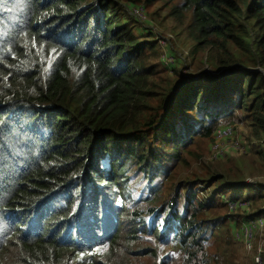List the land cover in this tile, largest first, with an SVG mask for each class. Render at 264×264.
I'll return each instance as SVG.
<instances>
[{
  "label": "trees",
  "instance_id": "obj_1",
  "mask_svg": "<svg viewBox=\"0 0 264 264\" xmlns=\"http://www.w3.org/2000/svg\"><path fill=\"white\" fill-rule=\"evenodd\" d=\"M123 1L187 20L181 32L219 73L161 75L151 32L135 34L119 0H0V264L237 257L226 202L195 189L249 186L212 173L158 203L168 164L221 125L264 136V0ZM252 153L264 162L263 144ZM136 174L147 190L134 198Z\"/></svg>",
  "mask_w": 264,
  "mask_h": 264
},
{
  "label": "rangeland",
  "instance_id": "obj_2",
  "mask_svg": "<svg viewBox=\"0 0 264 264\" xmlns=\"http://www.w3.org/2000/svg\"><path fill=\"white\" fill-rule=\"evenodd\" d=\"M119 3L123 9H126V12L129 10L130 6H134L127 4L123 0H119ZM143 5L146 20L144 21L143 19L138 22L136 19L131 21L132 29L135 34L151 32L145 39H150L148 36L151 35L153 37L152 39L156 42L159 59L155 62L159 65L158 71L161 72V75H168L170 79H173V69L178 71L177 73L180 78L187 77L186 79L195 78L202 72L209 75L219 73L218 71H213L208 65L205 54L202 55V53L193 51L195 42L187 38L185 34L181 32L187 20L178 24L172 18H168L166 16L167 8H164L163 3L160 1L155 5ZM127 18L128 17H126V20ZM163 56L172 58L173 63H166L165 60L163 61ZM255 70L262 73L264 76V69L255 68ZM224 72L229 74L227 71ZM228 126H238L236 132L238 138L236 141L240 146L245 147V151L236 152L231 150V153L226 154L224 157H219L212 147L215 143L218 146L229 144L230 142L224 143L228 140L220 142L218 140H212L211 137L199 140L188 151L182 153L179 160H173L168 164L169 166L167 169H169V171L163 179L160 189L161 199L158 204H163L169 200L171 196L175 197L178 193H181L183 196L186 195V190L182 186L186 181L193 180L194 178L207 180V178H209L208 175L212 173H214V175H222V182H230L233 185L246 184L251 189L246 191L228 190L224 194L218 191L219 184L209 186L207 183L199 182L195 189L196 198L199 201L207 200L208 198L211 199L217 192V199L222 202H226V200H235L237 197L243 200L245 207L235 214L228 212L227 205L222 211V213L224 212L226 221H228L229 225L231 223L235 224V230L237 231L243 223L256 217H264V162H262V160H254L252 155L253 145L261 143L264 147V136L262 138L252 137L253 129L250 126V122L246 120L237 121L230 125L224 124L220 127ZM230 161H233V163L230 164ZM235 163L240 165L239 169L236 168L234 165ZM130 170L135 171V168ZM153 185L156 186V189L160 187L157 181ZM146 190L145 181L141 179V174H136L130 178L128 185L129 196L135 198L137 193L145 192ZM254 213L257 214L254 218H247L249 214ZM262 231V236L256 238L255 245H257L259 241H262V248L264 250V230ZM231 240L232 243H234V249L237 253V257L233 260V264H253L251 257L252 253L245 252L241 246L233 242V238H231Z\"/></svg>",
  "mask_w": 264,
  "mask_h": 264
},
{
  "label": "built area",
  "instance_id": "obj_3",
  "mask_svg": "<svg viewBox=\"0 0 264 264\" xmlns=\"http://www.w3.org/2000/svg\"><path fill=\"white\" fill-rule=\"evenodd\" d=\"M128 11L130 16L135 20L137 19L138 22L139 20H146L145 9L143 6H130ZM162 60H165L166 63H173V59L170 57L167 58V56H163ZM237 130L238 126H228L217 128L213 132L211 136L212 140H218L220 142L228 140L224 143L230 142L229 144H223L222 146H218L216 143L215 145L213 144L214 146L212 148H214V152H217L219 157H224L226 154L231 153V150L236 152L245 151V147L240 146V144L236 141L238 138V136H236ZM201 202H210V198ZM226 205L228 212L231 214H235L237 211L245 207V203L241 199L229 201L226 200ZM262 230H264V217H256L243 223L239 230L233 233L234 242L238 246H241L245 252L252 253L251 257L253 264H264V250L262 248V241H259L257 245H255L256 238L262 236Z\"/></svg>",
  "mask_w": 264,
  "mask_h": 264
},
{
  "label": "clouds",
  "instance_id": "obj_4",
  "mask_svg": "<svg viewBox=\"0 0 264 264\" xmlns=\"http://www.w3.org/2000/svg\"><path fill=\"white\" fill-rule=\"evenodd\" d=\"M134 6H142V5H134ZM144 8V7H143Z\"/></svg>",
  "mask_w": 264,
  "mask_h": 264
}]
</instances>
